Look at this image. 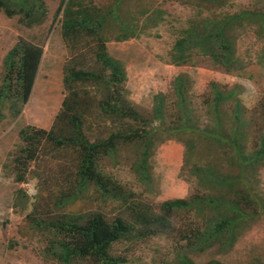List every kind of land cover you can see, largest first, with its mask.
I'll use <instances>...</instances> for the list:
<instances>
[{"label": "trees", "instance_id": "trees-1", "mask_svg": "<svg viewBox=\"0 0 264 264\" xmlns=\"http://www.w3.org/2000/svg\"><path fill=\"white\" fill-rule=\"evenodd\" d=\"M56 1L55 17L61 14L60 35L66 47L74 50L81 37L91 38L95 47L88 66L71 65L72 61L64 68L63 86L68 96L63 99L51 129L45 131L27 126L19 131L25 148L21 152L22 160H14L16 181L25 180L26 163L34 159L37 145L44 141L74 154L72 170L55 199L56 209L87 198L86 192L93 189L102 201L118 203L123 214L111 221L97 212L63 213L47 220H34V226L48 235L44 255L60 264H125L123 258L109 253L114 243L142 241L164 230L182 238V226H173L175 223L171 222L177 213H189L196 222L195 230L188 231L189 237L183 238L176 263L194 264L187 258L188 253L202 254L213 248L221 254L229 252L248 225L264 217V203L253 187L254 176L264 169V129L258 135L253 134L256 148L246 152L250 137L247 131L253 121L240 117V104L236 100L238 90L233 87L226 91L223 86L210 84V95L202 108L213 121L204 124L187 96V80L177 76L173 81L171 109L166 105L165 95L157 94L152 99L151 115L146 117L128 100L125 70L106 49L109 31H115V40L122 41L136 32H144L138 29L135 13L127 16L126 9H121V0H115L104 9L84 4L82 0ZM188 1L213 6L223 3V0ZM0 12L8 19L17 18L24 28L41 26L48 17L44 0H0ZM150 12L155 15L153 26L158 25L164 12ZM142 13L146 16L148 11ZM150 18L152 16L148 15ZM236 30L240 32L238 36L252 30L262 41L260 62H264V10H246L210 15L189 24L172 46L171 64L185 65L189 55L197 53L222 67L225 73L242 72L244 66L237 58L235 39L231 35ZM42 54V48L19 38L2 60L4 76L0 101L9 103L13 117L19 116L28 103ZM75 83L81 85L78 91L73 90ZM84 86L94 90L92 96ZM229 102L233 104V115L231 128L226 132L219 108ZM49 103L55 105L56 99L50 97ZM261 110L264 120V104ZM94 114L108 121L111 128L103 136L91 140L84 126ZM3 118L0 112V120ZM187 134L191 137L189 141L185 138ZM174 138L185 144V164L202 144L215 153L217 161L214 165L209 157L205 158L206 163H202V157L198 159L189 169L198 192L187 199L163 201L158 213H153L150 206L144 208L131 190L101 169L104 159L115 161L121 151L130 148L138 154L133 170L139 181L150 185L148 160L155 142ZM224 165L232 167L233 173L224 172ZM209 264L222 263L210 261Z\"/></svg>", "mask_w": 264, "mask_h": 264}, {"label": "rangeland", "instance_id": "rangeland-1", "mask_svg": "<svg viewBox=\"0 0 264 264\" xmlns=\"http://www.w3.org/2000/svg\"><path fill=\"white\" fill-rule=\"evenodd\" d=\"M114 1L82 0L84 4L89 3L98 9H104ZM44 2L48 8V17L41 26L24 28L18 24L17 18L0 23L1 52L19 38H26L29 42L38 41L49 46L52 51L48 60L45 59L46 68L35 85L32 100L19 116L13 117L9 103L0 101V112L4 115L0 121V264H60L44 255L48 235L34 226V220H47L63 213L86 215L97 212L111 221L123 214L118 203L102 201L93 189L86 192L87 198L56 209L55 199L72 170L74 154L70 150L56 149L44 141L37 145L34 159L26 163L25 180L16 181L14 160H22L21 152L25 148L19 139V131L27 126L45 131L51 129L63 99L68 96L63 86L64 68L72 61L71 65L88 66L95 47L91 38L81 37L74 50L67 48L60 35L61 14L55 17L58 1ZM121 4V9H126V15L135 13L138 29L144 31L136 32L125 41L115 40V31L107 34V52L122 64L126 73L125 88L130 103L141 114L149 117L153 97L164 94L166 105L171 109L173 81L177 76H183L187 80V96L193 102L201 123L205 124L213 121L202 108L210 95L209 85L218 84L226 91L235 87L238 90L236 100L240 104V117L253 121L247 131L250 137L246 147V152H252L256 148L253 134L258 135L264 129L261 114L264 104V62H260L262 41L253 35L252 30L241 36H238L240 32L237 30L231 34L235 39L237 58L244 66L243 71L238 73H225L222 67L197 53H191L188 62L177 67L171 64L170 54L175 41L189 24L210 15L264 10V2L223 0L220 6H213L188 0H121ZM146 10L148 14L145 16L142 12ZM154 10L164 12L156 26H153L155 15L150 12ZM0 15L5 17L2 12ZM148 15L152 19H148ZM73 57L74 60H71ZM3 76L1 61L0 87ZM78 88L81 89V85L75 83L73 90L78 91ZM84 88L92 96L94 90L89 86ZM50 97L56 99L55 105L49 103ZM232 110L231 102L219 108L223 130L226 132L231 128ZM84 128L88 137L94 140L106 134L111 125L94 114L87 119ZM185 136L188 141L191 139L189 134ZM155 144L148 160L150 185L139 181L133 170L138 154L130 148L121 151L115 161L104 159L101 169L131 190L144 208L150 206L153 213H158L163 201L187 199L198 192L195 179L189 174V169L198 159L202 157V163H206L205 158L209 157V162L214 165L217 159L215 153L202 144L198 152L190 154L185 164L184 143L174 138ZM202 150L206 151L203 153ZM223 171L233 173V168L224 165ZM253 179L254 190L264 203V169H260ZM171 222L175 223L173 226H182V238L177 233L164 230L142 241L120 240L110 247L109 253L123 258L125 264H178L177 254L184 243L183 238L187 239L188 231L195 230L196 219L189 213H177ZM187 258L194 264H209L210 261L222 264H264V217L251 222L229 252L221 254L213 248L202 254L188 253Z\"/></svg>", "mask_w": 264, "mask_h": 264}, {"label": "crops", "instance_id": "crops-1", "mask_svg": "<svg viewBox=\"0 0 264 264\" xmlns=\"http://www.w3.org/2000/svg\"><path fill=\"white\" fill-rule=\"evenodd\" d=\"M6 19L8 20V18H6V17H2V16L0 15V23H1V24H4L5 21H6ZM22 39L25 40L26 38H22ZM26 40L29 41L28 39H26ZM15 42H16V41H15ZM15 42H12V45H13ZM30 42H31L32 44H34V45H36V46L42 48V50H43V54H42V58H41V61H40V64H39V68H38V73H37V76H36V79H35V83H34V86H33V89H32L31 95H30V98H29V100H28V103L32 100V97H33V95H34V91H35V85H36V83H37V81H38V79H39L41 73L43 72L44 68H46V65H45V59L48 60V57H49V56L51 55V53H52V51L50 50V47H49V46L46 47V46H44L42 43H40V42H38V41H31V40H30ZM12 45H11V46H12ZM11 46H10L8 49H6L4 52H1V50H0V62L3 60V58L5 57L7 51L11 48ZM52 50H53V49H52ZM28 103H27V104H28ZM27 104H26V106H27ZM0 121H1V120H0Z\"/></svg>", "mask_w": 264, "mask_h": 264}]
</instances>
